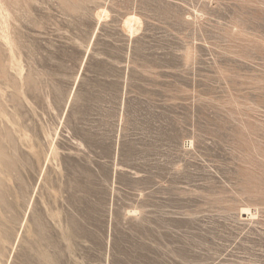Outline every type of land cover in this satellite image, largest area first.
Returning <instances> with one entry per match:
<instances>
[{
	"label": "rangeland",
	"instance_id": "1",
	"mask_svg": "<svg viewBox=\"0 0 264 264\" xmlns=\"http://www.w3.org/2000/svg\"><path fill=\"white\" fill-rule=\"evenodd\" d=\"M0 163V264H264V0H0Z\"/></svg>",
	"mask_w": 264,
	"mask_h": 264
},
{
	"label": "bare ground",
	"instance_id": "2",
	"mask_svg": "<svg viewBox=\"0 0 264 264\" xmlns=\"http://www.w3.org/2000/svg\"><path fill=\"white\" fill-rule=\"evenodd\" d=\"M103 15V14H102ZM132 20H133V18H131ZM131 19H129V20H126V23H127V25L129 26V28H131L132 29V20ZM131 29H130V31H131ZM1 162H2V164H3V166H5V167H7V163H3V161L1 160ZM1 164V163H0Z\"/></svg>",
	"mask_w": 264,
	"mask_h": 264
}]
</instances>
